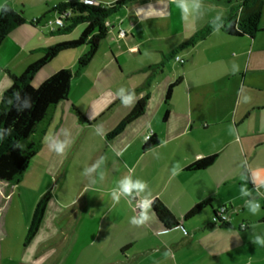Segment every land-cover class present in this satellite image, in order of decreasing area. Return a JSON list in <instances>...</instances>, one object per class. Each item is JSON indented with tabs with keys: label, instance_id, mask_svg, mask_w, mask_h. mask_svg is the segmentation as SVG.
<instances>
[{
	"label": "crops",
	"instance_id": "1",
	"mask_svg": "<svg viewBox=\"0 0 264 264\" xmlns=\"http://www.w3.org/2000/svg\"><path fill=\"white\" fill-rule=\"evenodd\" d=\"M68 1L0 0V9L7 5L21 12L24 21L35 27L38 35L36 41L32 37L17 40L24 37L22 33L14 34L17 27L3 41V46L9 47L4 56L9 70L7 78H0V97L10 86L9 76L20 75L37 61L41 57L39 50L70 41L52 39L63 35L57 33L58 29L51 30L50 37L37 29L56 17L53 8ZM188 2L189 12L183 19L174 0H140L128 6L119 25L124 35L115 27L107 33L117 39L103 46L108 53L103 56V71L93 78L82 71L74 78V89H70L67 101L51 113L44 127L43 145L30 159L21 181L18 184L0 182V264L236 263L234 252L244 245L241 233L254 221L264 223V200L261 211L255 214L252 211L255 187L264 195V171L261 178L253 179L255 169L262 166L252 163L255 154L250 152L251 140L264 136V58L253 59L254 51L259 48L247 47L255 35L230 38L223 32L221 23L230 19L237 6L202 0ZM196 3L199 9L195 8ZM215 9L227 12L220 15V24L214 27L219 31L213 28L193 46L179 49L176 54L180 52L179 56L184 59L179 69L150 82L155 74H161L163 64H151L143 59L139 47L156 41L162 48L168 41L174 43V52L216 20L219 14ZM144 33L147 36L141 38ZM256 34H264V29ZM211 39L212 44L205 47ZM214 46L228 48L221 60L225 61V69L204 75L201 73L204 65L199 61L209 60ZM125 50L139 54L132 57L137 66L126 72L118 61ZM231 51L237 55L231 56ZM77 58L66 55L55 62L53 59L34 75L31 86H39L61 69H73ZM123 64L128 66L129 63L124 61ZM156 65L161 67L153 71L151 67ZM148 70L152 72L147 80L152 88L145 97L143 115L127 125L120 135L108 140L106 135L143 99V95L135 93L148 85L144 82L124 84L123 95L132 92L135 97L124 105L118 91L104 94L97 87L102 74L109 72L117 79ZM175 83L170 100L165 102L168 87ZM95 88L100 97L104 94V99L102 103L87 106L83 102L85 93ZM72 108L87 123L78 120ZM149 133L157 145L143 150L147 143L145 136ZM60 142L65 147L62 154H57L54 149ZM212 155L217 158L211 168L186 171L195 161ZM93 164L99 166L95 172L85 175V170ZM176 164L180 165V170L173 176ZM129 175L133 182L139 179L147 183L141 195H149L152 201L159 200L178 221L176 228L164 230L151 209L149 220L143 225L129 223L130 218L139 214L134 209L139 197L133 191L131 196L122 195L115 204L111 196L112 190L118 187L117 182ZM27 191L32 193L30 198ZM46 192H50V199L40 227L33 238L26 241L35 205ZM204 200H210L211 207L184 220L183 217ZM222 207L226 208L231 229H222L213 222V211ZM169 251L171 254L166 256ZM252 264H264V256Z\"/></svg>",
	"mask_w": 264,
	"mask_h": 264
},
{
	"label": "trees",
	"instance_id": "2",
	"mask_svg": "<svg viewBox=\"0 0 264 264\" xmlns=\"http://www.w3.org/2000/svg\"><path fill=\"white\" fill-rule=\"evenodd\" d=\"M138 1L140 0H117L101 8L86 6L70 0L53 8L54 11L69 12V16L64 21V27L58 29L57 33L67 34L78 23L85 24V28L72 42L59 43L39 50L41 57L37 61L27 66L20 75L9 76L10 86L3 92L0 101V133H5L0 139V182L18 184L21 181L30 159L43 145L44 127L49 121L51 113L59 104L67 101L71 81L80 75L96 55L99 43L106 33V22L115 13ZM202 1L237 6L230 19L226 23H221L226 36L230 38L242 36L252 38L257 32H260L258 25L264 0ZM24 22L21 12L17 13L9 6H3L0 9V46L5 38ZM218 24H220L219 20L208 23L189 41L177 48L171 56H174L181 48L196 44ZM76 47H85V51L77 58L74 69H61L43 81L37 88L31 86L30 82L34 75L46 67L60 52ZM160 67V65H156L151 69L158 71ZM176 85L177 83L168 87L165 102L170 100L172 90ZM17 93H19V99L16 97ZM27 99L31 107L18 110L23 107ZM145 106L146 99L136 102L131 112L106 135V138L110 140L120 135L127 125L143 115ZM71 110L78 120L87 123L76 109L72 108ZM156 145L157 141L151 136L143 150H148ZM216 158V155H212L199 159L189 165L186 171H205L213 166ZM49 199L50 192H46L36 203L28 225L26 241L32 239L38 231ZM209 207H211L210 200H204L196 204L183 218L184 220L194 218ZM151 210L164 230L178 226V221L159 200H153ZM217 211H213V220H215L216 225L222 229H231L227 223H219L216 217Z\"/></svg>",
	"mask_w": 264,
	"mask_h": 264
},
{
	"label": "rangeland",
	"instance_id": "3",
	"mask_svg": "<svg viewBox=\"0 0 264 264\" xmlns=\"http://www.w3.org/2000/svg\"><path fill=\"white\" fill-rule=\"evenodd\" d=\"M74 1L79 2L80 0H74ZM114 1H111V2L95 1V3H96L95 6L102 8V7L108 6L110 3L114 2ZM216 11H218V14L221 16H223L224 13L225 14L227 13V12H224L222 9H218ZM126 13H127L126 10L122 9L121 11L112 15L109 18V20L106 22L107 32L100 42V45L98 47L96 55L94 56V58L92 59L90 64L83 70L82 73L87 72V74L91 78H93V77H95L96 73L103 71V69H102V65H103L102 62L104 60L103 56H104V54H106V56H108V53H106L107 50L104 49L103 46H107L111 42H114L115 39H117L115 36H113L114 39L110 38L111 34H107V33L111 32L114 27L116 29H118L119 33L121 31H123V30L119 29V25L122 22V18L125 16ZM31 26L32 25H30L28 22H26L23 25L19 26L18 29L14 30V34L15 33L16 34L22 33L24 36L20 39L18 38L17 40L31 39V37L34 39L33 41L38 40L36 28L31 27ZM42 26L43 25H41V28L37 27L38 31H40V29H41L42 31L45 32L44 35L46 37L47 36L50 37L49 32L51 31V28L49 26H45L42 28ZM84 28H85V24L78 23L77 25L73 26L70 29L69 33H67L66 35L63 34V35H59V36H54L52 39H67V40H70L67 42H72L78 38L79 34L83 31ZM258 28H259V30L264 29V7L262 9ZM40 33H42V32L40 31ZM144 36H147V33H144L141 38H143ZM245 41H247V40H245ZM211 42H213L212 39L209 42H207L206 44H204L205 47L208 45V43H211ZM3 45L4 44H2L0 46V78H2L3 76L7 78V71L9 69L6 68L5 62H7L8 60H4L5 59L4 56H6L8 54V52H9L8 48L9 47L3 46ZM53 45H55V44H53ZM53 45H51V46H53ZM252 45H255V49L259 48L258 51L257 50L254 51L252 58L254 59L257 56L264 58V34H255L252 44L251 45L247 44V47L248 46L252 47ZM158 46H159V43H157L156 41H153V42L146 43L143 47H139V53H140V55H142L143 59L145 58L146 60L151 61L152 62L151 64H159V63L163 64L161 74H158V75L155 74L150 82H152L154 79H155V81H158V79H162L163 77L171 75L175 69H179L180 63L176 60V58H178V60L184 62V59H181V57L179 56L180 52L177 53L178 55L176 54L172 58H170L169 55L176 48L174 46V43L167 41L164 44H162V48L161 47L159 48ZM46 48H48V47H46ZM233 49L237 50V48H231V50H233ZM82 50H83V47H76V48H73V49H70L67 51L60 52L56 56V58L54 59L53 62H55L59 57L66 56V55H76V57H79L83 52ZM128 51L129 50H127L121 56V58H118L119 59L118 61L120 62L121 66L124 67L125 72L128 69H132V68H135L137 66L135 64V62L132 61V57H138L139 56L138 53L132 54V53H129ZM213 51H214V53L212 54V56L209 60L208 59H202L199 61L200 65H204V67L201 69V71H202L201 73H204V75L209 76L215 72H219V71H222L223 69H225V67H224L225 61H221V60H222V58H225V56L227 55L228 48H223L220 46H214ZM233 52L234 51H231V53H230L231 56L237 55V53H233ZM220 54H222L224 56H221ZM8 58L9 57H7V59ZM124 61H128V63H129L128 66H124V64H123ZM12 66H13V64L11 63L10 67H12ZM74 68H75V66H74ZM111 69H113V71H115L112 63H111ZM120 69H121V67H120ZM121 72H122V70H121ZM125 72L122 73V76H124ZM149 76H152V72L150 70L137 72V73H134L132 75H129L128 77H123V78L116 77L117 79H113L112 74L110 76L109 72H104L101 76V80H99V82H98L97 87L99 89H101L104 94H108V93H114L116 91H119V89H121L124 84L128 85V84H130V82H132L133 85H136L138 82L139 83L144 82V84L145 85L147 84L148 87H144L142 90L136 92L135 95L141 94L144 96L143 99H145L149 90L152 88L151 84L147 81L149 79ZM75 84H76V79H74L71 82L69 92H70L71 88H72V90L74 89ZM155 84H156V82H155ZM37 87H35V88H37ZM98 91L99 90L96 88L94 90L86 91V93H85L86 96H85V98H83V102H85V104L87 106L102 103V101L104 99V94H103V96L100 97ZM0 101H1V97H0ZM254 142H259V145H257V146L253 145ZM250 148H252V150H250V152L252 154L253 153L255 154V157L253 158L254 160L252 163L255 165L262 166V168H256L255 169L256 170L255 174H257L258 178H261L262 173H263L262 170L264 171V136H262L260 138H256L254 140H251ZM254 191H255V193H253V196L255 198L252 201V206H254L255 203H259V205H260L259 211H261V209H263L261 204H262V201L264 200L263 191L257 187H255ZM31 194H32L31 192H28L27 198H30ZM262 215L264 216V211L262 212ZM260 221L259 220L254 221L253 223L249 224V228L246 231H243L241 233L243 235V238H244V240H243L244 245L241 247V249L236 250L234 252L233 257H234V260L236 262L235 264H241L242 262H244V263L249 262V264H252V262H256L257 260H261L262 256H264V245L256 244L253 242L257 237H259L261 240H264V223L260 225L258 223ZM262 221H264V220H262ZM26 244L27 243H24V245H26ZM237 262H239V263H237Z\"/></svg>",
	"mask_w": 264,
	"mask_h": 264
},
{
	"label": "clouds",
	"instance_id": "4",
	"mask_svg": "<svg viewBox=\"0 0 264 264\" xmlns=\"http://www.w3.org/2000/svg\"><path fill=\"white\" fill-rule=\"evenodd\" d=\"M86 2H90V0H86ZM174 2L177 4V6L180 8L181 13H182V19L184 18V15H186L189 12V2L188 0H174ZM200 5L199 3L195 4V8L199 9ZM216 20H221V16L217 15L215 17ZM214 31H219V28H214ZM125 91L124 88L119 89L118 91V96L121 99V103L124 105L129 104L135 97H134V93L129 92V95L124 96L123 92ZM17 99H19V93L16 94ZM247 99V98H246ZM9 103H11V101H9ZM31 107V104L29 102V100L27 99V101L24 103L22 108H19L18 110H23V108H29ZM234 131L232 129H230V132ZM5 133H0V139L3 138V135ZM48 139V137H46V140ZM64 144L63 142H60L56 145L54 151L57 154H62L64 151ZM52 150V149H51ZM103 159V158H101ZM98 164H93L91 167L87 168L85 170V175H90L91 173L95 172L96 168L98 167ZM180 170V165L176 164L173 166L172 169V175H178V172ZM253 179H257V174L254 173ZM117 188L113 189L111 192V196L113 199V202L115 204H118L120 202L121 196L123 195L124 197H128L131 196L133 191H135L136 193V197L139 199H137V205L135 207H139L140 212L138 214V216H133L132 218H130L129 223L134 225V226H141L143 225L145 222H147L149 220V211L151 209V205L153 203V201L149 198V195H141L142 193H145V189L147 188V183L137 179L135 182L132 181L131 176H125L123 179L119 180L117 182ZM128 203H130V201H128ZM259 210V204H255L252 207V211L255 214L256 212H258ZM254 243L256 244H261L264 245V240H261L259 237H257L254 241ZM171 254L170 251L166 252L165 255H169Z\"/></svg>",
	"mask_w": 264,
	"mask_h": 264
},
{
	"label": "built area",
	"instance_id": "5",
	"mask_svg": "<svg viewBox=\"0 0 264 264\" xmlns=\"http://www.w3.org/2000/svg\"><path fill=\"white\" fill-rule=\"evenodd\" d=\"M79 3L86 5V6H95L96 3L93 0H90V2H86V0H80ZM69 16V12L68 11H56V17L53 20H48L46 21L45 25L49 26L51 28V30H55V29H60L62 27H64V21L66 19V17ZM121 35H124V32H120ZM176 60L180 63L183 64V61L178 60V58H176ZM151 137V133H149L148 135L145 136V141H148ZM137 205V204H136ZM134 209L137 212H140L139 207H134ZM216 217L219 220V223H227V217H226V208L222 207L220 209H218L217 213H216ZM213 222L216 224L215 220H213ZM244 227V225H242V228Z\"/></svg>",
	"mask_w": 264,
	"mask_h": 264
}]
</instances>
